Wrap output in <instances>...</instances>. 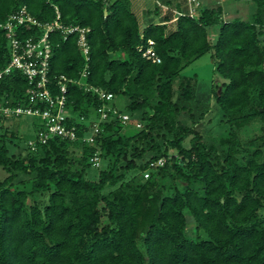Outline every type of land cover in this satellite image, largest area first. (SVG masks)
<instances>
[{
	"label": "trees",
	"instance_id": "trees-1",
	"mask_svg": "<svg viewBox=\"0 0 264 264\" xmlns=\"http://www.w3.org/2000/svg\"><path fill=\"white\" fill-rule=\"evenodd\" d=\"M252 1L253 20L223 18L219 5H198L191 15L175 2V11L160 18L156 3L158 19L142 23L131 0H0V21L22 4L48 21L57 4L63 23L89 27L87 60L76 34L64 39L60 30L51 33L49 75L73 78L67 123L76 125V137L54 136L31 148L37 117H30L31 130L23 135L14 125H0V167L7 171L0 177V264H264V147L237 157L236 127L255 117L264 121V0ZM148 47L151 53L143 54ZM205 52L225 79L213 90L228 128L223 154L178 118L197 99L194 74L180 72ZM9 59L0 27V69ZM83 83L128 98L121 109L141 110L143 125L122 133L117 112L108 111L94 139L84 140L94 111L107 101ZM28 87L12 68L0 77V101L28 104ZM19 138L22 147L15 145ZM94 153L107 159L98 179L86 177ZM159 157L164 163L142 179L149 161ZM134 169L139 172L125 181ZM165 175L172 191L163 194ZM108 185L114 188L102 193Z\"/></svg>",
	"mask_w": 264,
	"mask_h": 264
},
{
	"label": "built area",
	"instance_id": "built-area-1",
	"mask_svg": "<svg viewBox=\"0 0 264 264\" xmlns=\"http://www.w3.org/2000/svg\"><path fill=\"white\" fill-rule=\"evenodd\" d=\"M53 5L55 17L48 21L39 20L25 4L15 8L4 21H0V27L5 29L6 32L7 46L10 53L8 63L0 69V77L9 73L12 68H17L24 74L29 83L27 89L28 104H5L0 101V125L7 126L8 118L37 117L39 128L34 132V136L27 141L31 148H34L37 143H44L54 136L76 137V125L67 123V117L69 116L67 83L72 81L73 78L63 73L53 79L49 75L52 55L51 33L54 30H60L64 39L70 34H76L77 44L85 60L89 58V43L87 40L89 27L77 23H63L60 19L57 4ZM197 7L198 3L191 6L189 14H195ZM32 26L35 27V30H31ZM25 29L28 31L23 33ZM149 53H151V48L148 47L143 54L148 55ZM86 67L87 63H85V67L81 72L82 76L86 75ZM77 82L80 83L81 80L77 79ZM83 84L86 89H91L104 101H110L114 96L112 92L101 87ZM97 110L101 112L100 116L103 119L107 117L108 111L117 112L115 108L106 104V102ZM119 115L120 118L126 120L127 114L120 113ZM136 124L140 125L139 122ZM97 130V123H93L91 128L84 133L83 139L92 141ZM90 159L92 164H98L99 162L97 153H94ZM164 161L165 158L163 157L149 161L144 175L148 176V169L162 165Z\"/></svg>",
	"mask_w": 264,
	"mask_h": 264
},
{
	"label": "rangeland",
	"instance_id": "rangeland-1",
	"mask_svg": "<svg viewBox=\"0 0 264 264\" xmlns=\"http://www.w3.org/2000/svg\"><path fill=\"white\" fill-rule=\"evenodd\" d=\"M131 0V8L138 13L140 21L142 23L147 22L149 20L158 19L164 13H172L175 11L176 6L175 2H178L182 5L184 10H188V7L194 6L198 3L199 6H221V14L223 18H233V17H241V18H248L253 20V12L255 10V3L252 0ZM156 3L159 5V12L157 13L154 10ZM154 13H157L155 15ZM216 28H210V39L213 40L216 36L215 34ZM181 74L185 75H193L195 78V90H196V98L192 99L187 105L191 108L185 109L180 111L178 118L187 124H191L195 129H197L202 136V139L207 144H213L217 149H219L220 153L223 154L225 151L226 145L223 143V140L227 136V123L224 120V115L222 114V109L215 101L213 90L219 91L222 87V82L225 80L216 70L214 62L210 56L209 52H205L199 57L193 59L189 62L180 72ZM179 92L178 84H175L173 90V99L176 98ZM128 102V98L122 95H114L112 100L107 101L106 104H111L117 110V113L113 115H118L117 117L123 123V127L121 132H128L134 129L139 128L143 125L144 121L141 118V110H137L134 112H130L125 110L124 108L121 109L125 103ZM121 109V110H120ZM94 116L92 115L93 122L92 123H99L101 118V112L96 110L94 111ZM120 113L127 114L126 120L120 118ZM19 119H7V126H13L14 129L16 128V132L18 134L23 135L26 131L31 130L29 126V122L31 121L30 116H23L18 117ZM15 121V122H14ZM139 122L140 125L136 123ZM15 123L17 125H15ZM239 143H240V152L237 154L238 159L241 161L244 157H246L251 151H253L257 147H264L263 144V134H264V121L260 117H255L247 124L236 127ZM190 136L185 138V141H189ZM158 141H162L161 136H157L156 138ZM19 143L15 145L24 146V141L22 138L17 140ZM72 146L70 147V149ZM14 147H11L13 150ZM75 152H79V148L77 147ZM171 155H176V150H171ZM75 154V153H72ZM151 154V151H147L145 156H143L141 160L146 159ZM99 162L98 164H92L88 167L86 171V177L91 179H98V169L105 166L107 164V159L103 157L101 154H98ZM165 158V157H163ZM146 171V170H145ZM145 171H143L142 179L146 178L147 176L144 175ZM138 169L129 170L124 175V180L128 181L131 177L138 173ZM7 174V171L0 167V177H4ZM24 176L23 174L19 177ZM162 186H163V194L166 192L172 191V180L169 176L165 175L161 179ZM179 183H185L183 178H178L177 180ZM114 188V186H105L102 189V193H107L110 189ZM47 194L40 196L41 198H46ZM105 218V217H103ZM188 225L187 230L188 234L194 236L191 230V227L194 225V220L192 219L191 215L187 214ZM192 221H191V220ZM105 221V219H103ZM202 237H206L205 232H201Z\"/></svg>",
	"mask_w": 264,
	"mask_h": 264
},
{
	"label": "water",
	"instance_id": "water-1",
	"mask_svg": "<svg viewBox=\"0 0 264 264\" xmlns=\"http://www.w3.org/2000/svg\"><path fill=\"white\" fill-rule=\"evenodd\" d=\"M104 12H105V13L107 12L106 8H104Z\"/></svg>",
	"mask_w": 264,
	"mask_h": 264
}]
</instances>
